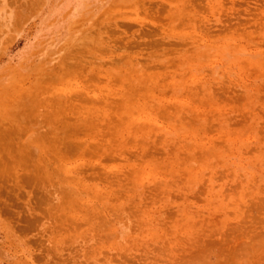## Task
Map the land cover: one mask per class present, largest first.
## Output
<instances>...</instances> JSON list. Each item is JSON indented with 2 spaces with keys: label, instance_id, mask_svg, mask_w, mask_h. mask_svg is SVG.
Returning <instances> with one entry per match:
<instances>
[{
  "label": "rangeland",
  "instance_id": "obj_1",
  "mask_svg": "<svg viewBox=\"0 0 264 264\" xmlns=\"http://www.w3.org/2000/svg\"><path fill=\"white\" fill-rule=\"evenodd\" d=\"M0 264H264V0H0Z\"/></svg>",
  "mask_w": 264,
  "mask_h": 264
}]
</instances>
